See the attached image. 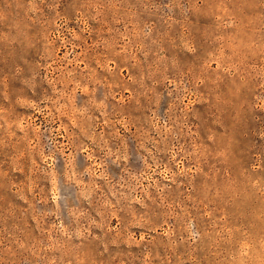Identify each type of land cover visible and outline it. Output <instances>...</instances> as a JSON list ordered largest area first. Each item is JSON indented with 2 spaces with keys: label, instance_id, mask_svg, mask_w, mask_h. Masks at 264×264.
I'll return each instance as SVG.
<instances>
[{
  "label": "rangeland",
  "instance_id": "obj_1",
  "mask_svg": "<svg viewBox=\"0 0 264 264\" xmlns=\"http://www.w3.org/2000/svg\"><path fill=\"white\" fill-rule=\"evenodd\" d=\"M0 264H264V0H0Z\"/></svg>",
  "mask_w": 264,
  "mask_h": 264
}]
</instances>
